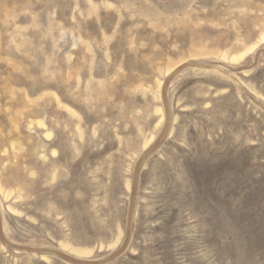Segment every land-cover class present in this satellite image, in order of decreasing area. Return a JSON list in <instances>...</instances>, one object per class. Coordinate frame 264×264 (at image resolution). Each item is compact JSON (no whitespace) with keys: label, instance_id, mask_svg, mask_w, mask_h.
Wrapping results in <instances>:
<instances>
[{"label":"rangeland","instance_id":"rangeland-1","mask_svg":"<svg viewBox=\"0 0 264 264\" xmlns=\"http://www.w3.org/2000/svg\"><path fill=\"white\" fill-rule=\"evenodd\" d=\"M0 264H264V0H0Z\"/></svg>","mask_w":264,"mask_h":264}]
</instances>
